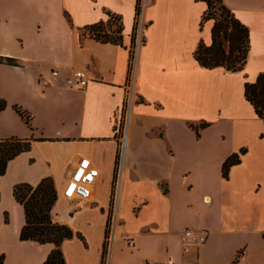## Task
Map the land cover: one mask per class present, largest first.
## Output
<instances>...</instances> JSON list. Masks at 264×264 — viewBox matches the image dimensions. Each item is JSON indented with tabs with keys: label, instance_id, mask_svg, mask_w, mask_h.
Returning <instances> with one entry per match:
<instances>
[{
	"label": "crops",
	"instance_id": "obj_1",
	"mask_svg": "<svg viewBox=\"0 0 264 264\" xmlns=\"http://www.w3.org/2000/svg\"><path fill=\"white\" fill-rule=\"evenodd\" d=\"M223 2L249 30L234 73L194 59L200 39L211 43L201 1L152 0L131 65L137 0H0V139L31 141L0 176L2 264H42L53 248L18 240L24 214L12 189L43 178L57 194L51 221L83 238L61 243L65 264H102L110 220L106 264H232L241 249L237 264H264V123L244 96L245 82L264 73V0ZM109 14L121 19V45L85 31ZM72 70L86 77L83 90L64 86ZM200 123L209 126L196 137L189 124ZM241 149L224 179L223 163ZM79 159L98 176L90 199L71 207L59 193ZM188 228L205 242L186 243Z\"/></svg>",
	"mask_w": 264,
	"mask_h": 264
},
{
	"label": "trees",
	"instance_id": "obj_2",
	"mask_svg": "<svg viewBox=\"0 0 264 264\" xmlns=\"http://www.w3.org/2000/svg\"><path fill=\"white\" fill-rule=\"evenodd\" d=\"M139 1L136 5V16L139 14ZM204 2L206 10L201 16L199 23L200 30L207 21H212L211 43L206 45L202 39L199 40L194 52V59L205 69L223 68L227 72L242 71L249 53V30L234 14L225 6L223 0H194ZM106 22H99L85 29L88 37L101 42L114 45L122 44V24L117 15H108ZM111 19H114L113 21ZM119 22L115 27L113 24ZM137 23V22H136ZM133 58V54H131ZM1 61V58H0ZM8 64H14L12 59H5ZM245 99L252 105L255 114L264 123V73L256 78L254 83L245 82ZM5 107V102L0 99V111ZM15 113L21 118L24 124L29 127L28 115L18 107H13ZM209 126L206 123L198 125L189 124L196 137H199V131ZM29 139H18L15 137L0 139V176L4 174L6 164L21 152L27 151L30 147ZM246 152L241 149L239 153L229 156L222 165L221 172L224 179L228 178L229 170L232 166L240 163V157ZM12 196L23 210L24 224L22 225L18 240L32 241L37 244H51L53 248L47 254L42 264H65L60 245L64 240L73 237L83 241L82 236L73 232L65 225L53 223L50 219V211L56 200V191L50 178L41 179L34 187L20 184L12 189ZM105 232V241L103 244V261L105 256V246L107 240ZM264 239V233H263ZM243 250L238 251L232 264H237ZM2 264V256H0Z\"/></svg>",
	"mask_w": 264,
	"mask_h": 264
},
{
	"label": "built area",
	"instance_id": "obj_3",
	"mask_svg": "<svg viewBox=\"0 0 264 264\" xmlns=\"http://www.w3.org/2000/svg\"><path fill=\"white\" fill-rule=\"evenodd\" d=\"M152 3V0H140L139 1V14L136 16V28L134 34V43H133V58L134 52L142 44V32L144 29L143 23H140V14ZM112 21L114 19H111ZM119 22H115L113 27H115ZM131 58V65L133 62ZM52 77H56L57 73L55 71L50 72ZM64 86L68 89L74 90H83L86 87L87 80L84 74L78 70H72L70 75L63 80ZM98 176L97 170L91 165L88 159H79L75 168L69 174L63 188L61 189L59 195L70 202H85L88 201L91 197V189L95 182L96 177ZM128 246H133V241L130 238L125 237ZM184 239L186 243L193 244L198 243L202 244L205 242L206 236L204 231H196L191 229H186L184 231Z\"/></svg>",
	"mask_w": 264,
	"mask_h": 264
},
{
	"label": "rangeland",
	"instance_id": "obj_4",
	"mask_svg": "<svg viewBox=\"0 0 264 264\" xmlns=\"http://www.w3.org/2000/svg\"><path fill=\"white\" fill-rule=\"evenodd\" d=\"M143 11L144 10H142L141 11V14H140V23H142V19H143ZM128 106H129V99H127V101L125 102V107H124V109H123V113H122V119L120 120V122H119V125H118V128L120 129L119 131V133H120V135L122 134V132H123V126H124V124H125V118H126V116H127V111H128ZM58 198H60V196L58 197ZM56 200H57V196H56ZM56 200H55V202H54V204L56 203ZM65 202H68L67 203V205H69V206H71V207H73V205H75V204H77L76 202L77 201H72V202H69L68 200H65ZM53 204V205H54ZM53 207V206H52ZM66 208L67 207H65V206H61L60 207V209H62V210H66ZM110 224H111V220L109 221V229H108V232H107V240H106V246H105V256H104V262H105V264H106V260H107V253H108V251H109V246H110V242H111V231H110ZM189 229V228H188ZM250 242H251V244L254 246V248L255 249H261V248H263V242H262V240L259 238V236L258 235H252L251 236V238H250ZM117 246L119 245V246H125V243H124V241H117L116 243H115Z\"/></svg>",
	"mask_w": 264,
	"mask_h": 264
}]
</instances>
